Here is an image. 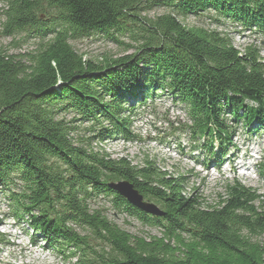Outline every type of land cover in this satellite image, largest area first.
<instances>
[{
    "label": "trees",
    "instance_id": "1",
    "mask_svg": "<svg viewBox=\"0 0 264 264\" xmlns=\"http://www.w3.org/2000/svg\"><path fill=\"white\" fill-rule=\"evenodd\" d=\"M161 7L212 12L264 35V0L5 1L3 35L27 32L37 43L22 53L0 49V188L9 191L12 215L71 264H264V206L252 188L227 182L219 201L203 206L184 191L182 176L73 139V121L91 123L87 140L127 137L136 106L161 94L187 108L190 139H203L216 161L230 146L228 124L264 133L258 50L240 51L227 35L183 25L170 12L147 16ZM91 33L136 44L118 57L84 58L70 41ZM257 169L264 176V159ZM118 180L162 214L131 205L108 185ZM98 195L160 236L131 234L91 209L87 199Z\"/></svg>",
    "mask_w": 264,
    "mask_h": 264
},
{
    "label": "rangeland",
    "instance_id": "2",
    "mask_svg": "<svg viewBox=\"0 0 264 264\" xmlns=\"http://www.w3.org/2000/svg\"><path fill=\"white\" fill-rule=\"evenodd\" d=\"M6 0H0V49L7 53H22L34 48L37 40L27 32H19L13 36L3 35L1 15ZM170 12L186 26H198L208 30H216L230 38L232 44L240 51L248 46L258 50L264 62V35L253 29L243 28L228 19L218 17L212 12L199 15H180L173 8H155L147 16ZM115 43L103 34L91 33L71 40L70 45L84 58L99 60L105 56L118 57L134 50L136 43L128 35L119 38ZM132 102L128 101V105ZM135 115L130 126L129 135H114L100 140L94 133L88 132L91 123L73 121L76 126L72 136L77 143H88L95 150H103L112 158H127L133 165H145L150 161L153 167L170 176L180 175L184 178L187 194L201 199L203 206L213 205L224 195L225 185L233 180L252 188L261 196L264 206V176L259 175L257 164L264 159V133L262 130L252 133L241 122L228 124L231 133L230 146L222 161H215L207 150L203 139L194 142L190 139L187 124H190L187 108L169 95H154L144 104L136 106ZM73 114L65 115L71 121ZM207 145V144H206ZM196 150L192 152V150ZM211 159L209 162L205 158ZM211 157V158H210ZM219 163V164H217ZM237 167V168H236ZM198 171V172H196ZM1 187V186H0ZM18 190V189H17ZM9 191L0 188V264H71L75 259H66L57 248L47 247L38 233L24 223L19 217L12 215L13 202L8 198ZM91 209H98L107 215L122 229L137 236L148 238L160 236L156 227L143 224L136 216L116 210L111 197L98 195L87 199ZM23 218H26L23 215ZM79 233L82 229L69 224ZM264 242V235L258 237ZM68 255L70 249H64Z\"/></svg>",
    "mask_w": 264,
    "mask_h": 264
},
{
    "label": "water",
    "instance_id": "3",
    "mask_svg": "<svg viewBox=\"0 0 264 264\" xmlns=\"http://www.w3.org/2000/svg\"><path fill=\"white\" fill-rule=\"evenodd\" d=\"M117 194L124 197L131 205L136 206L152 215H161L162 212L153 203L143 201L142 196L137 193L138 191L125 180H118L108 184Z\"/></svg>",
    "mask_w": 264,
    "mask_h": 264
},
{
    "label": "bare ground",
    "instance_id": "4",
    "mask_svg": "<svg viewBox=\"0 0 264 264\" xmlns=\"http://www.w3.org/2000/svg\"><path fill=\"white\" fill-rule=\"evenodd\" d=\"M237 168V167H236ZM196 172H198V171H196Z\"/></svg>",
    "mask_w": 264,
    "mask_h": 264
}]
</instances>
